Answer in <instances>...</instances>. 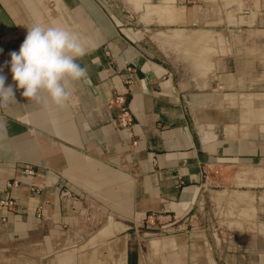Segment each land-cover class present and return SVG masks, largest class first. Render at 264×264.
<instances>
[{
    "label": "crops",
    "instance_id": "1",
    "mask_svg": "<svg viewBox=\"0 0 264 264\" xmlns=\"http://www.w3.org/2000/svg\"><path fill=\"white\" fill-rule=\"evenodd\" d=\"M258 2L260 17L224 24L220 0H0V74L14 91L0 105V264H140L141 235L167 264H264V70L219 55L202 78L175 54L177 33H264L246 29L264 21ZM36 21L90 45L77 61L87 79L69 82L62 107L23 97L7 64Z\"/></svg>",
    "mask_w": 264,
    "mask_h": 264
},
{
    "label": "clouds",
    "instance_id": "2",
    "mask_svg": "<svg viewBox=\"0 0 264 264\" xmlns=\"http://www.w3.org/2000/svg\"><path fill=\"white\" fill-rule=\"evenodd\" d=\"M89 47L76 31L61 24L36 21L27 26L18 52L9 54L7 64L12 80L16 88L23 89V97L34 99L46 92L54 105L62 107L70 100L69 82L87 79L86 69L77 61L88 54ZM5 80V75L0 74V105L14 100L13 87H6Z\"/></svg>",
    "mask_w": 264,
    "mask_h": 264
},
{
    "label": "rangeland",
    "instance_id": "3",
    "mask_svg": "<svg viewBox=\"0 0 264 264\" xmlns=\"http://www.w3.org/2000/svg\"><path fill=\"white\" fill-rule=\"evenodd\" d=\"M220 2L222 4L221 21L224 24L236 22L233 18L237 17V15L241 17L239 20L240 23L249 22V19L245 20L246 15H252L251 17L253 18L260 17L259 13L261 12V7L258 0H220ZM261 16V18L264 19V16ZM263 26L264 21L259 20L246 29L258 30L264 28ZM198 34L199 33L189 36L187 33H177L175 36V54L177 60L179 65L184 70L188 71L190 75L202 78L209 77L215 71V56L219 55L230 56L250 54L255 57L257 67L264 70V38L260 36V34L264 33L250 31L248 35L246 34L247 36L238 38L236 36L232 37L231 34L223 33V35H219V37L216 38L219 44H216V39L213 36H208L204 33ZM259 38H261V40L263 39V41H258L257 39ZM256 175H258V173ZM255 225L252 224L250 227H244L240 223L238 228L249 234L257 230ZM224 226H227V224L225 223ZM261 228L264 229L263 226ZM211 229L214 232L220 230L215 222L211 223ZM152 237L156 236L147 237L141 235L133 239L135 243L134 247L136 250L138 248V253L140 254V264H167L165 255L155 257L153 250H150L149 239ZM251 241L252 239L250 242ZM224 242H226V239ZM195 246L202 247L204 244L202 241L197 240Z\"/></svg>",
    "mask_w": 264,
    "mask_h": 264
},
{
    "label": "built area",
    "instance_id": "4",
    "mask_svg": "<svg viewBox=\"0 0 264 264\" xmlns=\"http://www.w3.org/2000/svg\"><path fill=\"white\" fill-rule=\"evenodd\" d=\"M125 91H118L116 90L113 94L112 103L116 105L119 109V116H118V126L122 129H129L132 126L133 123V117L131 112L128 110V108L125 106ZM214 175L218 176L220 173V170L214 169L212 171ZM208 173H206V178H208ZM212 216L215 218V212L214 210H211Z\"/></svg>",
    "mask_w": 264,
    "mask_h": 264
},
{
    "label": "trees",
    "instance_id": "5",
    "mask_svg": "<svg viewBox=\"0 0 264 264\" xmlns=\"http://www.w3.org/2000/svg\"><path fill=\"white\" fill-rule=\"evenodd\" d=\"M133 256V259L135 258V260H136V257H137V255H136V251H135V253H131V257Z\"/></svg>",
    "mask_w": 264,
    "mask_h": 264
},
{
    "label": "bare ground",
    "instance_id": "6",
    "mask_svg": "<svg viewBox=\"0 0 264 264\" xmlns=\"http://www.w3.org/2000/svg\"><path fill=\"white\" fill-rule=\"evenodd\" d=\"M196 34H197V33H196ZM196 34H195V35H196ZM199 34H200V33H199ZM199 34H198V35H199ZM192 35H193V34H192ZM201 35H203V34H201ZM192 37H193V36H192ZM194 37H195V36H194ZM197 37H199V36H197ZM200 37H201V36H200ZM200 37H199V38H200ZM190 38H191V37H190ZM201 38H203V37H201ZM191 39H192V38H191ZM194 39H195V38H194ZM196 39H197V38H196Z\"/></svg>",
    "mask_w": 264,
    "mask_h": 264
}]
</instances>
